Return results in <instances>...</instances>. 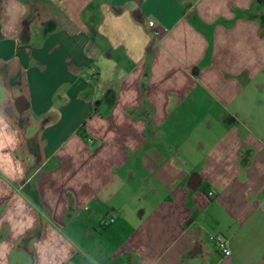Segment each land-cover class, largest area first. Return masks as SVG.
I'll list each match as a JSON object with an SVG mask.
<instances>
[{
  "label": "crops",
  "instance_id": "obj_1",
  "mask_svg": "<svg viewBox=\"0 0 264 264\" xmlns=\"http://www.w3.org/2000/svg\"><path fill=\"white\" fill-rule=\"evenodd\" d=\"M23 2L21 44L0 33V62L18 57L19 67L2 63L0 75L24 93L19 126L31 124L23 113L42 118L29 151L39 165L66 141L84 145L75 164L53 159L40 187L29 186L34 200L52 187L66 220L78 212L89 238L112 246L113 264H134L141 243L170 264H264V0ZM109 6L155 33L142 65L129 59L138 46L125 52ZM148 18L158 27L149 30ZM101 56L135 80L129 103ZM63 92L70 102L56 120L47 113ZM212 235L227 240L230 257Z\"/></svg>",
  "mask_w": 264,
  "mask_h": 264
},
{
  "label": "clouds",
  "instance_id": "obj_2",
  "mask_svg": "<svg viewBox=\"0 0 264 264\" xmlns=\"http://www.w3.org/2000/svg\"><path fill=\"white\" fill-rule=\"evenodd\" d=\"M52 2L59 6L63 0ZM0 8L3 9L0 12V33L4 39H13L18 47L21 44L19 38L22 31L21 20L30 13V7L23 0H3ZM109 13L114 21L121 22L122 34L125 37L122 46L125 52L128 53L132 45L138 46V53L130 55L129 59L137 65H142L146 49L152 43L155 33L146 32L143 25H137L131 17V12L126 8L122 14L116 15L109 6ZM107 24L108 18L105 17L104 24L97 26L100 35H107L105 29ZM146 25L149 30L158 27L155 19L151 18L146 19ZM10 32H14V35H9ZM109 43L114 49L121 46L113 43L111 37ZM99 59L101 65L98 66L102 67L105 63L111 65L112 73L109 79H116L123 86L121 102H130L125 99L127 93H131L132 99L136 98L138 93L132 87L135 80L128 79L123 68H119L114 60L104 56ZM2 63H8L12 68L19 67L18 57L9 62H0ZM101 78H104L103 72ZM124 85L128 87L125 88ZM21 95L24 93L19 88L8 86L5 77L0 75V264H113L115 253L112 246L98 238L90 239L89 234L79 227L78 212L74 211L71 219L66 220L65 209L68 205L60 202L52 187L43 185V195L39 203L28 191L29 186L33 184L40 187L39 182L45 174V169L52 165L56 157L65 159L71 157L73 164L77 163L80 153L84 151V145L80 142L69 148V142L66 141L61 148L56 149L51 156L43 158L37 165L35 156L29 151L28 140L39 132L42 118L37 121L34 114L23 113V117H30L31 124L23 129L19 126L22 116L15 102ZM57 95L61 99L54 97V103L47 113L54 115L56 120L61 118L59 106L70 102L66 92ZM168 106L171 108L174 105L169 103ZM47 126H52V122ZM109 135L114 137L115 134ZM91 143L89 140L88 144ZM43 148L44 145L40 144L41 152ZM172 164L175 165L174 160ZM52 178L55 179V174ZM65 188L79 190L73 182H69ZM124 218L133 227H137L128 216ZM218 239L221 241L225 256L230 257L232 255L230 246H226L227 242L223 237ZM132 255L134 264H170L165 259L166 253L153 255L152 250L144 243L139 244Z\"/></svg>",
  "mask_w": 264,
  "mask_h": 264
},
{
  "label": "built area",
  "instance_id": "obj_3",
  "mask_svg": "<svg viewBox=\"0 0 264 264\" xmlns=\"http://www.w3.org/2000/svg\"><path fill=\"white\" fill-rule=\"evenodd\" d=\"M209 195H213V192H209ZM218 237H223V236H220V235H212V236H209V240L215 244L217 250H219L224 256H225V253H224V249L221 247V241L218 239ZM223 240L225 242H227V240L223 237ZM226 246H228V242L226 243Z\"/></svg>",
  "mask_w": 264,
  "mask_h": 264
},
{
  "label": "rangeland",
  "instance_id": "obj_4",
  "mask_svg": "<svg viewBox=\"0 0 264 264\" xmlns=\"http://www.w3.org/2000/svg\"><path fill=\"white\" fill-rule=\"evenodd\" d=\"M251 9H254V8H251ZM226 42H227V40L225 42H223V43H226ZM221 44H222V41H221Z\"/></svg>",
  "mask_w": 264,
  "mask_h": 264
}]
</instances>
